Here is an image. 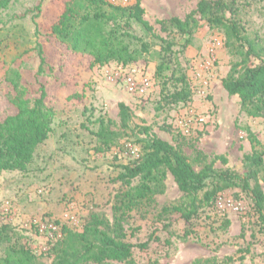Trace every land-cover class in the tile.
<instances>
[{
  "label": "rangeland",
  "instance_id": "obj_1",
  "mask_svg": "<svg viewBox=\"0 0 264 264\" xmlns=\"http://www.w3.org/2000/svg\"><path fill=\"white\" fill-rule=\"evenodd\" d=\"M63 1L10 0L0 10V60L8 63L17 58L13 66L20 68L31 94L37 96L43 86L46 103L56 113L50 137L37 148L29 172L0 173V226L8 224L39 264H50L52 258L40 254L62 238L65 228L82 232L91 215L114 222V196L125 188L114 181L118 167L134 157L129 148L141 152L140 140L147 136L181 150L196 171L211 164L241 174L243 157L264 146V119L245 115L238 97L229 96L221 86L244 50L238 49L237 54V44L222 29L210 28L198 17L191 42L183 51L173 27L161 30L158 22L184 20L201 0H106L124 8L139 2L152 30L132 23L130 48L138 51V58L124 67L110 62L94 69L87 67L84 58H69L49 34ZM223 1L233 7L241 34L264 59V0ZM160 38L174 43L173 54L161 53ZM36 43L46 61L40 75H36ZM257 61L252 56L248 63ZM7 66L0 63V117L12 111L1 82ZM126 70H135L136 77L148 80L145 94L127 92L121 81ZM182 75L189 98L170 103L168 95L179 90ZM75 93L84 97L67 99ZM119 104L128 108L126 123L120 120ZM101 119L107 131L104 138L97 135ZM257 183L264 193V169ZM152 200L120 219L125 240L132 244L149 241L148 247L133 249L129 260L104 264H264V234L249 196L241 189L219 193L190 226L176 214L168 220L156 217L163 207L185 201L169 174L162 192ZM187 230L191 231L188 235Z\"/></svg>",
  "mask_w": 264,
  "mask_h": 264
},
{
  "label": "trees",
  "instance_id": "obj_2",
  "mask_svg": "<svg viewBox=\"0 0 264 264\" xmlns=\"http://www.w3.org/2000/svg\"><path fill=\"white\" fill-rule=\"evenodd\" d=\"M9 1L0 0V10L5 9ZM231 7L223 0H201L184 20L172 18L158 23L163 31L169 27L175 29L181 39L180 51L190 44L197 27V17L210 28L222 29L227 39L237 44L236 53L238 49L244 51L239 52L240 61L232 63L229 72L221 80V86L229 96L238 97L245 115L264 119V59L257 53L254 43L241 34L243 28ZM36 10H40V5ZM132 23L145 31L152 30L143 19L139 2L124 8L112 6L106 0H64L56 21L49 27V34L64 48L69 58H84L89 69L110 62L124 67L138 58V51L130 48L133 37L128 34V30L132 28ZM159 40L163 55L174 53L173 42L162 38ZM140 43L145 48L143 51H147L141 39ZM33 49L39 60L36 75H40L46 61L40 44L36 43ZM27 52L25 50L19 54L18 59ZM252 56L258 60L257 63H248ZM16 59L8 63L0 60L2 65H8L1 82L6 85L4 97L12 108L11 113L0 117V173L27 174L37 148L50 137L56 113L46 103L47 94L43 86L39 87L37 96L31 94V86L23 81L20 68L13 66ZM179 81L182 82L179 90L168 95L170 103L186 102L189 98L183 75ZM83 97L75 93L67 99L81 100ZM119 116L122 123L128 121V108L124 104H119ZM99 124L97 135L104 138L107 132L103 128L104 120H99ZM140 143L141 152L137 153L136 158H129L125 165H120L114 179L125 186L114 196V222L109 223L98 215H91L82 232L65 228L62 238L52 242L47 251L40 254L49 255L52 258L50 264L122 262L132 257L133 249L145 250L149 241L132 244L125 240L126 234L120 219L140 205L151 203L154 196L162 192L167 174L172 177L185 201L163 207L156 216L159 220H168L176 214L190 226L203 208L213 205L219 193L238 188L249 196L260 231L264 234V193L257 183L258 173L264 169V146L263 150L254 149L243 157V171L239 174L228 169H215L211 164L196 171L181 150L156 137L147 136ZM133 181H136L135 185H132ZM190 233L187 230L186 234ZM17 239V233L8 224L0 226V264H39L32 250ZM2 244L6 246L1 248Z\"/></svg>",
  "mask_w": 264,
  "mask_h": 264
},
{
  "label": "built area",
  "instance_id": "obj_3",
  "mask_svg": "<svg viewBox=\"0 0 264 264\" xmlns=\"http://www.w3.org/2000/svg\"><path fill=\"white\" fill-rule=\"evenodd\" d=\"M121 81L123 82L128 93L136 94L138 96H142L143 94H145L149 86L148 80L136 77L135 70H126L125 73L122 75ZM130 153L135 158L137 157V152L132 148H129V154Z\"/></svg>",
  "mask_w": 264,
  "mask_h": 264
}]
</instances>
